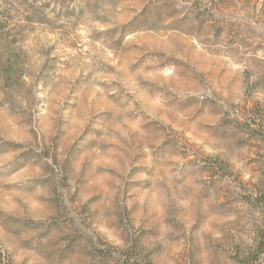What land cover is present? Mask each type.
<instances>
[{"label":"rangeland","instance_id":"374dc122","mask_svg":"<svg viewBox=\"0 0 264 264\" xmlns=\"http://www.w3.org/2000/svg\"><path fill=\"white\" fill-rule=\"evenodd\" d=\"M10 1L0 264H238L264 0Z\"/></svg>","mask_w":264,"mask_h":264},{"label":"trees","instance_id":"16d2710c","mask_svg":"<svg viewBox=\"0 0 264 264\" xmlns=\"http://www.w3.org/2000/svg\"><path fill=\"white\" fill-rule=\"evenodd\" d=\"M7 3L12 6L10 0H0V43L8 41L6 37L9 29L7 28L8 13L5 6ZM250 134L258 142L264 143V90L250 108ZM252 185L250 200L261 208L260 229L257 230V235L251 244H246L236 252L235 259L238 264H264V163L258 178L254 177ZM130 259L129 256L126 257L125 264H132L129 262Z\"/></svg>","mask_w":264,"mask_h":264}]
</instances>
